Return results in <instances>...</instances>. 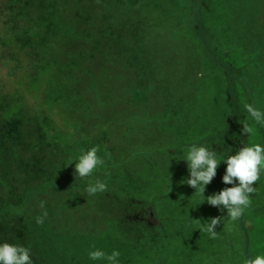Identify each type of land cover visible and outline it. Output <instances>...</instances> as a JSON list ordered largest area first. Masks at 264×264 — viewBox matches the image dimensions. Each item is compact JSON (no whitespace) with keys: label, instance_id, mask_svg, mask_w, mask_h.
I'll use <instances>...</instances> for the list:
<instances>
[{"label":"trees","instance_id":"obj_1","mask_svg":"<svg viewBox=\"0 0 264 264\" xmlns=\"http://www.w3.org/2000/svg\"><path fill=\"white\" fill-rule=\"evenodd\" d=\"M12 2L10 13L4 16L3 29L8 33L0 37V43L12 37L28 58L19 63V69H31L32 83L50 82L58 91L52 101L47 96L44 103L54 109L62 103L68 106L71 117L65 114L73 121L66 122L71 128L75 122L89 119L97 125L96 105H102L106 113L111 101L129 104V114L134 116L131 111L157 99L184 105L178 123L188 121L190 125H182V130H188L182 132L187 137L179 142L175 159L171 156L175 150L153 162L134 154L130 156L132 167L118 171L107 169L115 154L105 153L101 157L104 165L81 179L69 160V143L62 147L59 141L53 142L55 156H44L50 131L29 124L26 112L22 114L20 109L8 115L6 109L12 107L6 106L7 117L0 121V243L28 248L33 264H108L107 260L89 258L95 250L107 255L118 251V264L124 259L126 264H179L180 247L172 248L170 242L161 240L170 239L173 225L169 222L174 217L183 220L173 231L187 229L188 215L178 212L185 209L190 196L186 183L190 147L216 151L220 164L211 183L218 192L233 186L222 182L230 155L243 146L264 147V123L257 124L244 107L251 104L264 112V99L261 97L262 105L256 106L246 98L250 87L241 81L242 68L229 60L228 52L235 49L222 40L236 24L231 11H224L229 4L222 0ZM218 12L229 15L230 28L222 38L208 27L209 19H216ZM192 60H197L198 69L204 72L193 89L189 82L190 70H196L190 65ZM208 71L226 80V90H216L220 97L213 101L208 93L214 73ZM215 86L221 84L215 82ZM4 93L1 91L2 96ZM245 122L255 129L254 135L243 134ZM94 129L81 128V132L94 135L91 142H95L103 132ZM34 136L35 144L31 142ZM59 155L61 163H57ZM96 180L105 182L107 191L90 196L84 190ZM260 183L254 186L252 204L242 215L245 224L264 211V186ZM183 189L186 193L179 194ZM45 210L47 219L37 225L36 217ZM161 212L172 215L159 220L156 216ZM246 251L250 256L249 246Z\"/></svg>","mask_w":264,"mask_h":264},{"label":"rangeland","instance_id":"obj_2","mask_svg":"<svg viewBox=\"0 0 264 264\" xmlns=\"http://www.w3.org/2000/svg\"><path fill=\"white\" fill-rule=\"evenodd\" d=\"M222 1L229 4V9L225 8L224 11H231L233 22H236L234 29L230 30L228 37H224L230 28L228 27L229 15L225 12H218L219 16L214 20L213 18L209 19L208 27L212 32L217 33L219 38L224 37L222 40L225 41L226 46L230 45L232 49H235V51L228 52L229 60H232L235 65L239 64L242 68L241 81L245 86L250 87L246 91V98L252 99L256 106L262 105L260 100L261 97L264 99V0H233L232 3L229 0ZM10 6H13L12 0H0V37L4 33H8L3 27L6 26L4 16L8 12L10 13ZM7 39L0 43V121L2 117H7L5 116V107L10 106L11 109H6L8 115H12L14 110L20 109L22 114L26 112L29 124L36 123L37 127H45L52 135L45 138L47 146L44 156H48L50 159L55 156L57 147H53V142L59 141L58 144L62 147L69 143L68 157L74 167L75 163H78L77 158L92 147L99 149L97 155L100 158L105 153H114L115 156L118 155L117 159L121 157V160H117L114 156L109 161L107 167L109 170H128L134 161L130 156L134 154L141 155L145 162L147 160L153 162L155 159L162 160L174 150L175 155H171L172 158L178 157L177 146L181 140L183 141L187 137L182 132H188V130H182V125L185 128L190 125L188 121L180 124V115L178 116V114L185 108L184 105L171 100L157 99L147 106L142 105L131 111L133 116L129 114L131 105L111 101L106 113H104L102 105L95 106L97 108L94 115L96 114L98 117L96 119L99 121L97 125L91 122L92 119H89L83 123L75 122L74 128H71V124L66 122L67 119L73 121V118L66 117L65 113L69 115L70 111L68 106L62 103L61 107L54 109L53 106L44 103L48 97L52 101L58 91L53 89L50 82H45V85L32 83L30 80L33 77L31 69H19V63L28 60L26 53L15 44V41H11L12 37L9 36ZM7 43L8 45H6ZM182 63L185 68H188V61L184 59ZM190 65L196 68V70H190L189 82H192L193 89L204 72L198 69L200 65L197 60H192ZM208 72L214 73L209 79L211 91L208 93V97H211L210 100L213 101L220 97L216 90L225 89L226 80L223 81L221 74L216 75V72ZM215 82L221 86L216 87ZM1 91H5L4 96ZM125 105L128 106L127 110ZM78 112L83 113L84 110ZM69 117L71 116L69 115ZM171 119L177 122L175 123ZM78 120L81 121L82 117H78ZM95 126L100 128L103 136L95 137V142H91L94 135H84L81 128L94 129ZM36 139V136L31 137V142L36 143ZM76 148L77 150H75ZM103 149L105 150L103 151ZM57 157L59 158L57 163H61L60 155ZM49 158L48 165L51 166ZM62 162L66 164V159ZM259 183L264 186V171L261 172L260 179L254 186ZM183 191L186 193L185 189L179 190L178 193L181 194ZM195 191L194 188L187 186V192L190 193L188 202L185 209L178 212V215H188L185 216L187 229L184 232H175L177 229L173 231L183 220L181 216L174 217L173 222H169L171 227L173 225L170 239L161 240L165 243L170 242L172 248H175L176 245L180 247L179 264H244L247 259H254L258 255L264 256V211L246 224L243 222L242 216L235 222H229L226 209L221 211L217 208L215 210L216 207H212L206 202L208 196L219 193L217 187L212 183L206 187L205 200L199 193L195 194ZM160 209L161 206L156 207L157 211ZM170 215L172 213L161 212L157 214L156 218L162 220ZM217 216L224 219L215 229L217 238L212 239L209 234L200 231V225L194 220H200L201 224L210 223L211 218ZM248 246L250 247V256L246 251ZM183 253H185L184 257ZM126 262L124 259L121 264H126Z\"/></svg>","mask_w":264,"mask_h":264},{"label":"clouds","instance_id":"obj_3","mask_svg":"<svg viewBox=\"0 0 264 264\" xmlns=\"http://www.w3.org/2000/svg\"><path fill=\"white\" fill-rule=\"evenodd\" d=\"M246 111L256 121L257 124L264 123V112H261L251 104L244 105ZM242 132L245 135L255 134V129L247 122L242 124ZM97 147H92L84 152L75 163L76 177L84 179L93 174L100 166L104 165V160L97 155ZM186 161L190 173V178L186 180L187 185L194 188L195 194L199 193L205 200V186L210 184L217 175L219 161L215 150H209L204 146H191L188 150ZM227 167L222 182L226 187L219 193H214L206 198L207 204L227 211L229 222H235L241 218L245 210L251 204V194L256 192L254 185L259 181L261 172L264 171V147L260 144L253 146H243L235 155H230L225 161ZM88 195L107 191V184L100 180L95 183L89 182L84 190ZM40 207L44 208V202ZM48 213L45 210L42 215L36 217L37 225H42L47 219ZM224 218L217 216L211 218L210 223L201 224L200 220H194L200 225V231L210 235V238H217L215 230ZM120 253L113 251L107 255L101 250L89 253L91 260H107L108 264H118ZM0 264H33L31 252L21 245H13L7 242L0 243ZM244 264H264V256H256L254 259L245 260Z\"/></svg>","mask_w":264,"mask_h":264}]
</instances>
